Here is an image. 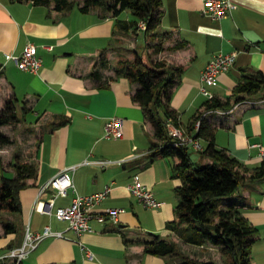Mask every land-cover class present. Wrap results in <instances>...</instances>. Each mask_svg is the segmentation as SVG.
Here are the masks:
<instances>
[{"label": "crops", "instance_id": "obj_1", "mask_svg": "<svg viewBox=\"0 0 264 264\" xmlns=\"http://www.w3.org/2000/svg\"><path fill=\"white\" fill-rule=\"evenodd\" d=\"M69 1L76 8L62 13L54 2L39 6L28 0H0V113L9 99L17 97L22 124L41 135L34 159L39 174L21 193L22 213L0 214V258L23 245L28 227L35 233L51 227L65 237L46 239L23 264H182L176 256L146 253L142 244L153 241V236L177 243L181 252L192 259L223 264L215 246L189 245L170 229L180 203L177 188L182 181L174 173L180 161L156 156L155 130L134 101L140 85L116 75L121 55L153 52L148 46L141 50L138 45V38L144 37L148 44L147 38L143 34L115 33L117 20H133L130 12L119 18L103 8L85 14L81 11L85 0ZM233 1L239 7L233 17L213 21L204 14L201 0H162L160 30L173 44L153 57L183 68L171 104L185 129L205 111L207 99L200 92L201 77L214 56L222 52L238 55L235 66L220 77V85L211 89L223 101L231 99L243 78L264 76V0ZM31 44L43 60L37 75L21 71L8 59L21 56ZM177 45L182 49H169ZM95 72L99 78H93ZM225 112L210 114L207 122L217 128V147L241 163L245 181L234 198L245 200L243 213L259 232L254 246L257 264V258L264 261V177L252 179L264 161L251 146L264 144V89ZM30 116L34 122H30ZM111 118L124 121V138L105 139V126ZM14 128L6 126L2 131L16 142ZM16 143L0 149V180L3 169L8 175H16L11 168ZM87 159L126 160L123 165L113 164L106 169L80 166L74 174L80 195L98 194L112 185L111 194L99 210H125L118 225L93 222L94 232L81 237V242L94 252V261L81 250L68 222L35 208L44 185ZM136 177L154 192L163 204L160 209H146L132 196L129 186ZM53 195L50 190L42 199L48 201ZM74 197L70 191L67 197L57 198L53 212L70 206ZM6 223L14 225L16 231L7 233Z\"/></svg>", "mask_w": 264, "mask_h": 264}, {"label": "trees", "instance_id": "obj_2", "mask_svg": "<svg viewBox=\"0 0 264 264\" xmlns=\"http://www.w3.org/2000/svg\"><path fill=\"white\" fill-rule=\"evenodd\" d=\"M35 5L50 6L56 4L58 12H71L76 4L69 0H28ZM162 0H85L81 11L85 14L97 8H103L119 18L123 13L130 12L133 20H117L115 33L143 34L147 38L148 49L153 52H135L131 57L121 55L116 69L117 77H124L133 84H139L134 101L145 111L146 117L155 130L157 139L156 156L176 158L180 161L174 168L175 176L180 178L182 185L177 188L180 203L176 208V220L170 229L176 231L181 239L193 246H204L207 243L215 246L223 258V264H256L254 246L260 235L255 226L243 213L244 199L236 200L245 178L240 171L241 163L220 150L215 142L217 128L207 122L210 111H230L236 105L254 96L264 89V76L245 77L235 88L233 96L227 101L219 98L207 100L205 111L192 121L186 130L195 132L196 125L202 121L196 139L201 140L203 152H196L187 147H174L169 135L170 121L181 126L180 118L173 109L171 100L175 84L183 73L182 67L169 65L165 61L156 60L153 56L163 53L166 48V35L160 28L163 23ZM146 23L147 30L142 31L140 24ZM177 45L171 50H180ZM106 66V61H104ZM95 72L93 78H99ZM19 100L13 97L8 100L0 113V149L14 145L15 142L2 131L6 126H18L23 123L20 117ZM55 128L57 125H54ZM210 162H206V161ZM3 168V163L1 161ZM11 168L15 176H10L3 169L0 180V214L22 213L21 193L30 186V180H36L39 165L23 161L15 155ZM264 177V166L258 169L252 180ZM6 232L16 231L11 223H6ZM146 253L166 257L176 256L182 264H219L215 261L201 262L181 252L175 242L161 236H153V241L144 242ZM0 264H16L4 262ZM23 264V263H22Z\"/></svg>", "mask_w": 264, "mask_h": 264}, {"label": "built area", "instance_id": "obj_3", "mask_svg": "<svg viewBox=\"0 0 264 264\" xmlns=\"http://www.w3.org/2000/svg\"><path fill=\"white\" fill-rule=\"evenodd\" d=\"M204 5V14L213 21H222L233 17V14L238 10V5L233 0H201ZM142 31L147 30L146 23L140 24ZM237 53H220L214 56L211 63L203 71L201 77L200 92L207 99L215 98L211 92L212 88L220 85V77L228 73L237 62ZM9 61H12L21 71L30 74H39L43 67V60L38 54V48L34 45H29L21 56H10ZM218 113L226 115L227 112L222 110L210 111L207 115ZM202 121L196 125L195 132L189 133L182 126H175L172 121L169 122V135L173 139L174 147H187L196 152H203L204 146L201 140L196 139L195 134L200 130ZM125 137L124 121L120 118H111L105 126V139H122ZM252 149H257L260 158L264 161V144H254ZM126 160L109 161V160H90L87 159L81 164L74 165L63 170L57 177L44 185L40 190L39 198L36 201L35 208L37 211L50 216H56L61 221H66L71 230L78 238V244L81 250L86 254V257L94 261L95 254L85 244L81 242V237L87 233H93V222L105 224L112 222L116 225L120 223L121 215L125 213L124 209H107L99 210L101 204L109 197L113 187L109 185L101 193L94 195H80L77 193L74 184V174L80 166L94 165L99 168L106 169L113 164L123 165ZM54 191L53 197L45 201L43 196L48 191ZM129 190L134 198L146 209L158 210L163 204L157 201L154 192L142 184L136 177L134 182L129 186ZM75 194L73 202L70 206L58 209L55 213L56 200L59 197H67L69 192ZM64 238L63 232H56L51 227H47L42 233H35L30 227L27 228L24 243L21 247L12 249L7 255L0 258V263L13 262L22 264L38 246L48 238Z\"/></svg>", "mask_w": 264, "mask_h": 264}, {"label": "rangeland", "instance_id": "obj_4", "mask_svg": "<svg viewBox=\"0 0 264 264\" xmlns=\"http://www.w3.org/2000/svg\"><path fill=\"white\" fill-rule=\"evenodd\" d=\"M172 44L173 42L166 36V39H164V46L167 47L169 45L171 46ZM138 45L141 47V50L147 47L144 37L138 38ZM34 121L35 118L30 116V122ZM13 136L17 142H15L17 145V151L15 155H20L23 161L35 163L34 159L37 158L38 148L40 146L39 138L41 135L39 134V131L33 130V128H28L25 124H20L13 129ZM257 259V264H264L263 260H259V258Z\"/></svg>", "mask_w": 264, "mask_h": 264}]
</instances>
